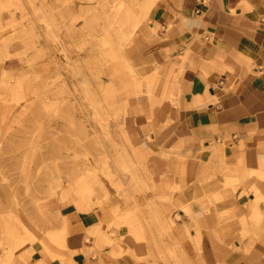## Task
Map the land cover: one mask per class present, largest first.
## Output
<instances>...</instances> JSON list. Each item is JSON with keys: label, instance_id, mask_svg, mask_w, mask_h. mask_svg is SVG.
<instances>
[{"label": "crops", "instance_id": "0c3cea01", "mask_svg": "<svg viewBox=\"0 0 264 264\" xmlns=\"http://www.w3.org/2000/svg\"><path fill=\"white\" fill-rule=\"evenodd\" d=\"M154 8L122 52L137 77L104 113V174L91 161V198H46L54 238L26 264H143L148 215L188 264H264V0Z\"/></svg>", "mask_w": 264, "mask_h": 264}, {"label": "rangeland", "instance_id": "374dc122", "mask_svg": "<svg viewBox=\"0 0 264 264\" xmlns=\"http://www.w3.org/2000/svg\"><path fill=\"white\" fill-rule=\"evenodd\" d=\"M119 1L0 0V105L10 110L0 128V264L9 261L8 235L24 237L12 258L17 263L9 264H26V246L54 238L41 206L55 190H74L84 173L91 184L104 174L103 143H115L116 121L104 113L118 110L115 101L132 93L137 77L122 57L136 31L132 21L125 20L121 34L119 24L108 23ZM127 1L141 26L160 0H152L145 16V0ZM47 20L53 29L43 30ZM105 36L115 39L114 48L101 47ZM3 71L9 84L1 82ZM15 79L26 87L23 98L13 95ZM94 105L100 111L91 114ZM91 161L100 166L94 175ZM158 226L155 217H144L143 264H188L166 231H151Z\"/></svg>", "mask_w": 264, "mask_h": 264}, {"label": "bare ground", "instance_id": "6f19581e", "mask_svg": "<svg viewBox=\"0 0 264 264\" xmlns=\"http://www.w3.org/2000/svg\"><path fill=\"white\" fill-rule=\"evenodd\" d=\"M127 0H120L116 6V11L114 13V17L113 19L109 20V24L111 25L112 22L113 23H116V24H119V27L121 30L122 29V25H124L125 23V20L128 21V20H131L132 21V24L133 26L135 27L138 22L140 21V17H139V14H137V11H133L132 7L130 6L129 3H126ZM152 2V0L150 1V3ZM123 14H126V18H124ZM41 27L43 28V30H48V29H53L54 28V24L51 20H47V21H44V23L41 25ZM110 37H107L105 36L104 37V41L102 42V45L105 49V47L108 45L111 49L114 47L113 46V43L111 42V40H108ZM67 54V53H66ZM4 72V71H3ZM2 72V73H3ZM1 82L3 84H9L11 82V79L6 75V73L4 72L3 73V76L1 78ZM15 82H16V86L14 88V91H13V95L15 97H19V98H23L26 93H25V85L22 83V80H16L15 79ZM49 84H46L45 86H48ZM90 97L92 96L91 95V92L88 91ZM46 96H51L50 93L47 92V94H45ZM95 101V100H93ZM100 111L98 105H94L92 106V108L90 109L91 111V114L92 112H95V111ZM9 114H10V110L5 107V106H1L0 105V128H2L4 126V123L6 122L7 118L9 117ZM89 171H91V169H88ZM91 175V174H90ZM127 177V176H126ZM91 176L89 175H85V173L82 175V177L78 180V184L77 186L75 187L74 190L70 191L71 190V187H69L68 190H66L67 188H65V191L68 193L70 192H75L77 195L76 196H83V197H89L91 198ZM132 228H134V226L131 225V223H128ZM60 234V233H59ZM62 234V233H61ZM137 236H139V234L137 233L136 234ZM8 237H10V241H11V250H10V256H9V261L3 259L2 260V264H9V263H14L16 262V259H13L12 261V258H14V251L21 247L20 245V241H22L24 239V237H22L21 239H16L15 237L13 236H10L8 235ZM63 235L62 238L63 239ZM29 239L30 240H34L30 235H29ZM104 239L110 244L111 243V240H110V237L109 236H104ZM88 240H90V237H88ZM119 245V244H118ZM120 246V245H119ZM127 250V249H126ZM21 256V255H20ZM5 261H7V263H5ZM17 263V262H16Z\"/></svg>", "mask_w": 264, "mask_h": 264}]
</instances>
